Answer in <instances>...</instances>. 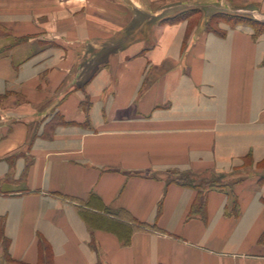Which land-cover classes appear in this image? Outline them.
<instances>
[{
    "label": "crops",
    "instance_id": "1",
    "mask_svg": "<svg viewBox=\"0 0 264 264\" xmlns=\"http://www.w3.org/2000/svg\"><path fill=\"white\" fill-rule=\"evenodd\" d=\"M187 7L201 15L168 22ZM244 21L264 24V0H0V225L15 262L264 264V32ZM145 23L149 38L77 89L100 43ZM180 176L224 187L203 210ZM85 209L135 227L130 242Z\"/></svg>",
    "mask_w": 264,
    "mask_h": 264
},
{
    "label": "trees",
    "instance_id": "2",
    "mask_svg": "<svg viewBox=\"0 0 264 264\" xmlns=\"http://www.w3.org/2000/svg\"><path fill=\"white\" fill-rule=\"evenodd\" d=\"M179 17L177 16L175 18L168 19V22L178 21ZM182 18H187V16H183ZM255 23L259 24V22H254V24ZM24 42L25 41H23V42L19 41L17 43V45L24 43ZM10 47L12 48V47H14V45L10 46ZM10 47H8V49ZM102 56L103 55L101 53H97V54L93 53L92 54V52H91L90 58L85 60V62H83L82 66L84 68V71L81 74L82 78L77 83V89L78 90L84 91L86 86L93 79V77L96 75V73L99 71V69L101 67L107 66V64H108L107 63V57H105V56L102 57ZM172 182L176 183L177 185L183 186V187H193V188L203 189V196L198 200V203H196L197 204L196 206L199 209H202V207H203V210L205 209V200H206V196L204 193H207L208 191L213 190V189H221L224 187L219 182H217L216 180L203 182L202 184H200V183L197 184V181H194L190 177H183V176L175 178ZM106 214L114 216L116 214L118 215L119 212L118 211H112L111 209H106ZM83 217L91 228L96 226V227H100V228L109 229L112 232H114L120 238V240L122 242H124L125 244H128L130 242V235H131L133 229L135 228L132 225L121 226V224H115L114 222H111V220L107 219L106 217H99L97 214L91 213L90 211H88V209H85L83 211ZM139 225H140V228H148V229L151 228L148 225H144V224H139ZM2 228H3L2 225H0V241H2L3 243L5 242V246L3 245L4 246L3 254H4V256H6L8 263L20 264L18 262H15L11 258L10 252H9V241H8V239H6L4 237ZM41 252L44 254V250ZM41 264H51V262L48 259H46V257L44 258V255H43Z\"/></svg>",
    "mask_w": 264,
    "mask_h": 264
},
{
    "label": "rangeland",
    "instance_id": "3",
    "mask_svg": "<svg viewBox=\"0 0 264 264\" xmlns=\"http://www.w3.org/2000/svg\"><path fill=\"white\" fill-rule=\"evenodd\" d=\"M140 12V11H138ZM178 13H181V14H177V16L179 17L178 20H180V18H182L183 16H197L199 17V15H201V11L198 10L197 8H194V7H187V8H184L182 10H178ZM130 14H131V17H134L135 13L133 11H130ZM134 14V15H133ZM138 16L140 17L141 15L138 14ZM217 17H221L220 14L217 15ZM218 20L217 19H213L211 22H209V26L211 27H215V24ZM177 22V21H176ZM248 22V21H247ZM247 22L244 21V24L247 25ZM147 23V22H146ZM145 23V26L139 30L140 34H138L137 32H133L136 28V25H133L131 26L130 28L127 29V31H119V32H116L115 36H113L112 39L110 40H106L102 43H100V49L97 50V51H94L93 53H101L103 56L102 57H108L110 54H117L119 53L121 50H124L125 48H127L132 41H135V40H139L141 38L145 39V38H149V36L151 35L152 33V26L151 27H147ZM252 27L253 29H255V32L257 34H261L264 32V24L263 23H259V24H254L253 21H250L248 22ZM139 26V24H138ZM209 27V28H211ZM144 29V30H143ZM212 29V28H211ZM143 32V35H141V33ZM134 33V34H133ZM134 35V39L130 36V35ZM6 35V31L0 27V39H3L4 36ZM133 39V40H131ZM131 40V41H130ZM19 41H26L24 39H21V40H18V39H14L13 41V44H16L19 42ZM152 42L148 41L145 43V46H149L151 45ZM14 45V46H16ZM88 46V45H87ZM7 50H8V47H7ZM87 50L91 51L93 50L92 48L87 47ZM5 246V242L3 243L1 241V249H2V252L0 251V264H11V263H8L7 261V258L6 256H4L3 254V249H4V246Z\"/></svg>",
    "mask_w": 264,
    "mask_h": 264
}]
</instances>
